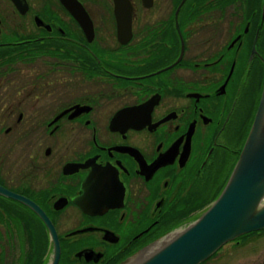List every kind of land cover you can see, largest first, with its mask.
<instances>
[{"label": "flooded vegetation", "instance_id": "1", "mask_svg": "<svg viewBox=\"0 0 264 264\" xmlns=\"http://www.w3.org/2000/svg\"><path fill=\"white\" fill-rule=\"evenodd\" d=\"M263 84L264 0H0V187L58 264H120L218 197ZM52 254L0 195V264Z\"/></svg>", "mask_w": 264, "mask_h": 264}, {"label": "water", "instance_id": "2", "mask_svg": "<svg viewBox=\"0 0 264 264\" xmlns=\"http://www.w3.org/2000/svg\"><path fill=\"white\" fill-rule=\"evenodd\" d=\"M0 195L32 208L48 229L53 245L49 264H58L60 246L54 228L30 201L0 187ZM102 207V205H98ZM264 229V84L240 155L225 186L190 225L167 234L120 264H201L224 244ZM172 235V236H171Z\"/></svg>", "mask_w": 264, "mask_h": 264}, {"label": "rangeland", "instance_id": "3", "mask_svg": "<svg viewBox=\"0 0 264 264\" xmlns=\"http://www.w3.org/2000/svg\"><path fill=\"white\" fill-rule=\"evenodd\" d=\"M215 199L211 200V201H214ZM210 201V202H211ZM212 204V202L207 206L209 207L210 205ZM195 216L192 217L191 220L194 219ZM15 221H19L18 219H16ZM194 221V220H193ZM193 221L191 222H187L186 226L182 227V228H179V230H175L173 229L171 232L169 233H172L174 231H180L182 229H184L185 227H187L188 225H190ZM61 229L63 230L62 232L66 233L68 231H71V226L69 225H64L62 223V226H61ZM168 233V234H169ZM254 233V232H253ZM246 237V238H245ZM243 236V237H239V245H236L235 241H231L229 243H226L222 246L221 249H218L216 252V257L212 260H215L217 259V257H221V256H224L223 257V260L221 259L217 264H262L263 260H264V237H261V238H258L259 236H254V238H258L257 240L253 239L254 241L251 242V243H248L249 242V238L251 240V236L249 237V235H246V236ZM248 239V240H247ZM247 240V244L243 245V243H246ZM237 241V239H236ZM51 253L52 250L50 249L49 251H47V242L44 244V254L46 253ZM215 252V253H216ZM13 261H8L7 263H12V264H17V260L16 259H12ZM51 261V255L49 257V262L48 260L46 259V264L50 263ZM61 263H63L61 261ZM1 264H6L5 262L1 263ZM206 264H209V263H206Z\"/></svg>", "mask_w": 264, "mask_h": 264}, {"label": "bare ground", "instance_id": "4", "mask_svg": "<svg viewBox=\"0 0 264 264\" xmlns=\"http://www.w3.org/2000/svg\"><path fill=\"white\" fill-rule=\"evenodd\" d=\"M172 236V235H171ZM166 238V237H165ZM165 238L163 239V240H161V242L160 243H158V244H156V245H154L153 247H151V249L150 250H152V249H154L155 247H157V246H159V245H161V244H163L166 240H165Z\"/></svg>", "mask_w": 264, "mask_h": 264}, {"label": "trees", "instance_id": "5", "mask_svg": "<svg viewBox=\"0 0 264 264\" xmlns=\"http://www.w3.org/2000/svg\"><path fill=\"white\" fill-rule=\"evenodd\" d=\"M173 227H175V226H173ZM172 227V228H173ZM163 231V230H162ZM163 233V232H162ZM31 261H29V263H30ZM20 264H22V263H20ZM42 264H46V259H44V262L42 263Z\"/></svg>", "mask_w": 264, "mask_h": 264}]
</instances>
